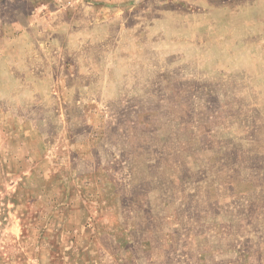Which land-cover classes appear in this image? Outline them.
I'll return each instance as SVG.
<instances>
[{"label":"rangeland","instance_id":"1","mask_svg":"<svg viewBox=\"0 0 264 264\" xmlns=\"http://www.w3.org/2000/svg\"><path fill=\"white\" fill-rule=\"evenodd\" d=\"M37 3L0 0V264H264V0Z\"/></svg>","mask_w":264,"mask_h":264},{"label":"crops","instance_id":"2","mask_svg":"<svg viewBox=\"0 0 264 264\" xmlns=\"http://www.w3.org/2000/svg\"><path fill=\"white\" fill-rule=\"evenodd\" d=\"M35 1L38 2L37 4H39L40 6H43V7H44L45 3L49 2V0H35ZM37 9H39V6L37 7Z\"/></svg>","mask_w":264,"mask_h":264}]
</instances>
